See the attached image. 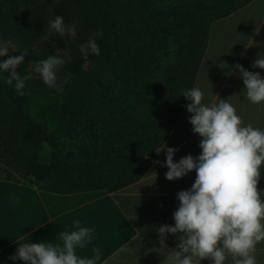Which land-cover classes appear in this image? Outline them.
Returning a JSON list of instances; mask_svg holds the SVG:
<instances>
[{"label":"trees","instance_id":"16d2710c","mask_svg":"<svg viewBox=\"0 0 264 264\" xmlns=\"http://www.w3.org/2000/svg\"><path fill=\"white\" fill-rule=\"evenodd\" d=\"M45 1L52 9V20L61 16L64 24L71 22V3ZM99 1L100 19L82 26L85 33H94L81 34L85 44L95 33H103L94 37L99 55L89 54L85 61L79 51L62 66L78 75L83 74V64H93L85 76V87L68 109L24 107L20 94L12 90L0 93V164L6 166L0 167L1 180L24 184L13 177L15 172L28 186L57 194L114 193L141 180L157 161L158 150L188 103L182 94L194 88L212 23L254 0H219L210 7L217 9L215 13L196 15L181 62L170 68L167 82L157 84L152 83V76L159 68L158 50L164 48V35L177 20L178 6L172 0ZM162 1H167L169 11L159 9ZM2 15L0 11V19ZM134 23L146 27H129ZM44 53L28 52L26 59L39 62L45 60ZM157 93L161 106H153L146 98ZM131 102L138 104L140 116L129 112ZM150 107L157 109L152 111L153 119L147 120Z\"/></svg>","mask_w":264,"mask_h":264},{"label":"crops","instance_id":"0c3cea01","mask_svg":"<svg viewBox=\"0 0 264 264\" xmlns=\"http://www.w3.org/2000/svg\"><path fill=\"white\" fill-rule=\"evenodd\" d=\"M261 54H264V0H254L213 22L194 84L203 93L202 104L212 106L225 99L236 109L242 126L251 124L264 131V102L252 104L246 99L243 79L234 67L242 65L264 78V69L252 67ZM190 103L188 100L186 105ZM190 117L185 106L158 150L159 163L155 162L141 180L114 193L99 190L57 194L0 180V264H24L10 259L19 247L18 240L62 244L59 233L75 230V220L93 230L91 242L76 249L81 258H93V249H99L100 260L96 264H169L167 252L176 249L180 234H167V248L162 251L157 228L175 226L177 194L191 189L196 172L167 180L164 147L177 149L174 162L187 155L196 158L201 154L202 138L194 134ZM258 189L264 202V166L260 169ZM255 255L264 257V242L257 244Z\"/></svg>","mask_w":264,"mask_h":264},{"label":"clouds","instance_id":"9594fccd","mask_svg":"<svg viewBox=\"0 0 264 264\" xmlns=\"http://www.w3.org/2000/svg\"><path fill=\"white\" fill-rule=\"evenodd\" d=\"M49 23L59 36L76 37L77 26H65L63 17L56 16ZM102 35V32L95 33L80 46L85 61L89 54L99 55L94 37ZM9 48L17 52V45L11 41L0 44V57H9L0 63V71L9 73L7 83L13 85L15 82V90L24 95L22 90L29 77H21L16 70L24 62L28 50L24 49L19 56H9ZM64 64V59L49 55L46 60L39 61L33 71L48 87L55 88L56 72ZM234 67L243 79L246 99L252 104L264 102V78L245 70L242 65ZM252 67L264 69V54ZM182 95L191 101L186 105L191 114L189 123L194 134L202 138L199 144L202 152L196 158L187 155L174 162L177 149L164 147L166 179L174 181L193 170L196 179L190 190L177 194L179 207L173 214L175 226L157 228L160 250L167 248V234H180L176 249L167 252L169 264H201L203 260L225 264L229 256L233 264H257L256 246L264 242V202L258 189L260 169L264 166V131L251 124L242 126L236 109L225 99L205 106L202 91L195 87ZM73 227L75 230L59 233L62 244L21 243L18 240L19 247L10 259L24 264H96L100 260L99 249H93V258H81L76 252L77 248L82 249L91 242L93 230L81 226L79 220L73 222Z\"/></svg>","mask_w":264,"mask_h":264},{"label":"rangeland","instance_id":"374dc122","mask_svg":"<svg viewBox=\"0 0 264 264\" xmlns=\"http://www.w3.org/2000/svg\"><path fill=\"white\" fill-rule=\"evenodd\" d=\"M53 1L54 3L59 2V0ZM67 1L71 3L72 10L71 22L66 23L65 26L73 24L77 26L76 37L74 39L67 34L61 37L50 28L49 22L52 20V9L47 6L45 0H0V11L3 12L2 18L0 19V44L11 41L13 44L17 45V52H12V49L9 48V56H19L21 54L20 52L24 49L34 54H41V52L45 50L43 54H46L45 60L49 55H55L64 59L65 62L72 61L76 53L80 51V46L83 45L84 42L81 36L82 32H84L82 26L86 27L91 22L100 19L102 7L99 0ZM218 1L219 0H172V2L178 6L176 10L177 20L175 24L170 27L169 32L164 35L165 37L162 40L164 48L160 50V52L158 50L157 58L159 60V68L155 70L152 76L153 84L160 82L165 83L168 81L170 68L181 62V58L187 50V38H190L193 32L192 28L196 15L204 11H214L215 13L217 9H211L210 7L215 6ZM166 2L167 1L160 2L158 6L159 9L169 11L165 6ZM184 3H186L185 5L187 6L186 10L188 9L187 13L184 12L186 10L183 9ZM143 11L149 10L144 8ZM184 14L187 15L185 16ZM14 27L17 28L16 31ZM129 27L143 29L146 27V24L134 23V25L129 24ZM125 30L126 29H122L120 32L125 33ZM93 31L95 30L84 32V36H91V34L94 33ZM8 32L10 34H7ZM8 58V56L0 57V63ZM37 63L38 62L32 60H27L25 57L24 62L16 70L21 77H29V79L25 81V88L22 90L25 94L20 97L24 100V107H34V109L43 107L68 109L71 101L82 92L87 81L85 76L93 68V64L87 62L82 65L83 74L79 73L78 75H74V73L60 67L56 72L57 87L50 88L46 85H41L44 83L43 80H38V78H40L39 74L33 71ZM8 75L9 73L0 71V93L5 94L9 90L18 93L14 87L15 82H13V85L7 83ZM156 91H158V88ZM158 94L159 93L155 94L156 97L155 95L154 97H152L153 95L146 97L149 103H154L153 106L162 105V100L158 97ZM127 107L129 112L131 110L133 113L140 116L138 104L131 102L127 104ZM153 109H157V107H150L145 113V119H153ZM132 118L135 119L133 116ZM0 167L1 169H3V167L6 168L3 164H0ZM2 174L4 175V173ZM13 177L28 186L27 180L24 177L19 176L15 172H13ZM255 257L257 264H264L263 256L255 255ZM202 264H212V262L210 260H203ZM225 264H233L230 256L226 259Z\"/></svg>","mask_w":264,"mask_h":264}]
</instances>
